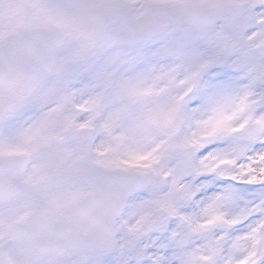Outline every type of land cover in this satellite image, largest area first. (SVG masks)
I'll return each instance as SVG.
<instances>
[{"label": "rangeland", "instance_id": "rangeland-1", "mask_svg": "<svg viewBox=\"0 0 264 264\" xmlns=\"http://www.w3.org/2000/svg\"><path fill=\"white\" fill-rule=\"evenodd\" d=\"M197 3L211 9V21L193 28L180 27ZM247 3L0 0V41L22 24L82 23L87 28L81 42L61 51L55 70L35 90L26 108L3 126L0 155L29 154L33 160L24 181L33 184L47 178L49 198L59 206H66L84 192L81 167L85 162L107 169L138 170L144 178L142 188L118 221L117 246L111 253L87 261L49 264H130L134 259L163 206L165 197L157 181L171 175L169 162L222 127L224 120L212 122L210 117L231 106V99L223 96L209 106L207 118L191 119L188 100L217 59L211 47H198L196 40L213 32L221 19L237 16ZM160 41H164L162 46L147 56L139 55L146 46ZM72 106L86 108L87 113L76 114ZM175 117L183 123L177 137L170 132ZM70 125L79 127L80 136L57 145V130ZM29 208L28 204L0 203L4 226L21 218ZM5 249L9 264H36L15 244H6Z\"/></svg>", "mask_w": 264, "mask_h": 264}, {"label": "snow or ice", "instance_id": "snow-or-ice-1", "mask_svg": "<svg viewBox=\"0 0 264 264\" xmlns=\"http://www.w3.org/2000/svg\"><path fill=\"white\" fill-rule=\"evenodd\" d=\"M196 45L217 59L188 100L191 119L223 96L231 106L210 117L222 127L169 162L156 225L130 264H264V0H248Z\"/></svg>", "mask_w": 264, "mask_h": 264}, {"label": "water", "instance_id": "water-1", "mask_svg": "<svg viewBox=\"0 0 264 264\" xmlns=\"http://www.w3.org/2000/svg\"><path fill=\"white\" fill-rule=\"evenodd\" d=\"M32 34V32H31ZM30 32H17L13 35L12 38L7 39L1 46H0V78L2 76L15 74L17 75L16 82L22 83L21 87H18L14 92L20 96L22 93L23 88L28 86L27 90L36 82L39 81L43 76H45L51 69L53 65V57L58 52L60 47L65 43V38L63 33L60 29L56 28L55 31H50L43 33L39 39H41L44 44L46 45V52L44 53V58L42 59H34L28 60L26 57H22V60L18 61L17 68H10V60L15 59L17 54L20 53V48L26 45V49L23 48V51H31L30 45ZM21 44V45H19ZM27 55V52H26ZM28 56V55H27ZM24 70L26 72L22 73L21 71ZM6 85V86H5ZM0 86V124L5 120L6 116L10 111H13L16 108V105L20 103L21 100H18V96L14 93L10 94L7 93L6 89H11V87L7 84ZM5 86V87H4ZM1 108L4 110H1ZM14 158L15 160H21ZM14 160H0V166H4L8 162H12ZM5 163V164H2ZM21 173L16 171H7L1 170L0 171V185L1 186H10L15 187L19 191V195H16V198L19 196L26 195L30 192L29 189H19V177ZM99 175V189L98 195L102 194V191H105L103 196L106 197L107 195H114L118 196L120 200L126 201L128 195H130L136 187L140 184V181L135 184L134 176H126L122 173H105L101 172ZM116 184L113 186H108V184ZM134 185V187H132ZM21 188V187H20ZM6 190H3V194H6ZM96 191V190H95ZM28 195V194H27ZM94 196V193H93ZM108 203H103V207H105ZM89 208L90 206L84 203H78L71 210H69L66 214L59 213H50L47 214L48 211H43V215L41 216L43 219L50 220L55 228L57 226V220L53 219L54 216L56 218L63 220L62 227L67 228L66 232V239L61 241V239L53 241V238L50 233H45L43 240H39V243L35 244L32 239L29 240V246L24 242V240L19 237L18 235L15 237V240L28 246L31 251V256L37 260H45V259H53L56 257H60L63 255H92L93 253L103 251L107 249L110 245L111 247V240H113V228L110 226V223L100 222L103 226V236L109 240L107 244L106 238L101 241L100 238H96L95 235L91 236V240L96 242L95 246H87L85 243H77V239L80 237V233L84 234L89 226L85 225L84 229V219L89 217ZM97 207H94L93 211ZM49 209V207L44 208ZM116 209V208H115ZM98 225V224H95ZM77 232V233H76ZM74 233V235H73ZM76 237V240L74 239ZM105 244V245H104ZM100 246V247H99Z\"/></svg>", "mask_w": 264, "mask_h": 264}]
</instances>
